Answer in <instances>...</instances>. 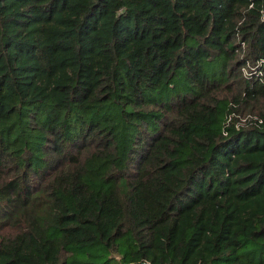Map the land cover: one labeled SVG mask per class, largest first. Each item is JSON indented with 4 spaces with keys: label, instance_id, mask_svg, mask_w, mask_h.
I'll use <instances>...</instances> for the list:
<instances>
[{
    "label": "trees",
    "instance_id": "1",
    "mask_svg": "<svg viewBox=\"0 0 264 264\" xmlns=\"http://www.w3.org/2000/svg\"><path fill=\"white\" fill-rule=\"evenodd\" d=\"M109 252L264 264V0H0V264Z\"/></svg>",
    "mask_w": 264,
    "mask_h": 264
},
{
    "label": "built area",
    "instance_id": "2",
    "mask_svg": "<svg viewBox=\"0 0 264 264\" xmlns=\"http://www.w3.org/2000/svg\"><path fill=\"white\" fill-rule=\"evenodd\" d=\"M244 71H245V74L248 75L249 77H253L254 76V72H250V71H248L246 69ZM248 118L249 117H242V118L240 117V120L237 121L238 123L236 124V126L239 127L241 124L245 123L246 121H249ZM231 119H232L231 117H229L227 119V124L231 121ZM260 122H262V120H260Z\"/></svg>",
    "mask_w": 264,
    "mask_h": 264
},
{
    "label": "rangeland",
    "instance_id": "3",
    "mask_svg": "<svg viewBox=\"0 0 264 264\" xmlns=\"http://www.w3.org/2000/svg\"><path fill=\"white\" fill-rule=\"evenodd\" d=\"M119 255V254H118ZM114 256L117 257L116 254H113L111 252H109L106 256V258L104 259V264H114L115 263V259Z\"/></svg>",
    "mask_w": 264,
    "mask_h": 264
},
{
    "label": "water",
    "instance_id": "4",
    "mask_svg": "<svg viewBox=\"0 0 264 264\" xmlns=\"http://www.w3.org/2000/svg\"><path fill=\"white\" fill-rule=\"evenodd\" d=\"M141 264H146V263H141Z\"/></svg>",
    "mask_w": 264,
    "mask_h": 264
}]
</instances>
